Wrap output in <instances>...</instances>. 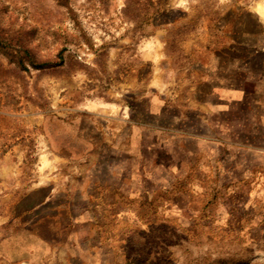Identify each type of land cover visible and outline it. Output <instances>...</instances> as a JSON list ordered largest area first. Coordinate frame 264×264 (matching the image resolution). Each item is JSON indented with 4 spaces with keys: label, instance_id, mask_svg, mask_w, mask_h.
Segmentation results:
<instances>
[{
    "label": "rangeland",
    "instance_id": "1",
    "mask_svg": "<svg viewBox=\"0 0 264 264\" xmlns=\"http://www.w3.org/2000/svg\"><path fill=\"white\" fill-rule=\"evenodd\" d=\"M259 3L0 0V264H264Z\"/></svg>",
    "mask_w": 264,
    "mask_h": 264
},
{
    "label": "bare ground",
    "instance_id": "2",
    "mask_svg": "<svg viewBox=\"0 0 264 264\" xmlns=\"http://www.w3.org/2000/svg\"><path fill=\"white\" fill-rule=\"evenodd\" d=\"M257 6H256V9H257V11L262 15V16H264V4H256ZM151 46H152V44H150ZM146 46V49L148 50L149 48H150V46L149 45H145ZM153 47V46H152ZM157 48V47H156ZM144 49H145V47H144ZM143 49V50H144ZM152 54L153 56H158L160 53H159V51H158V48L157 49H155V50H153V51H151V48L149 49V51L148 52H146V55L147 54ZM149 56V55H148ZM153 84L155 85V86H157V87H161L160 85H162V81H161V78H160V76L159 75H155V77H154V81H153Z\"/></svg>",
    "mask_w": 264,
    "mask_h": 264
},
{
    "label": "trees",
    "instance_id": "3",
    "mask_svg": "<svg viewBox=\"0 0 264 264\" xmlns=\"http://www.w3.org/2000/svg\"><path fill=\"white\" fill-rule=\"evenodd\" d=\"M56 1H57L58 5L63 6V7H68V0H56ZM52 65L53 66L61 65V62L58 64H52L51 62H45L44 64H41L39 67L40 68H43L44 66L51 67Z\"/></svg>",
    "mask_w": 264,
    "mask_h": 264
}]
</instances>
